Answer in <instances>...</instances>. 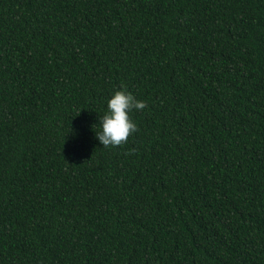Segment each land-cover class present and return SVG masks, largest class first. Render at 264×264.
<instances>
[{
	"label": "trees",
	"instance_id": "16d2710c",
	"mask_svg": "<svg viewBox=\"0 0 264 264\" xmlns=\"http://www.w3.org/2000/svg\"><path fill=\"white\" fill-rule=\"evenodd\" d=\"M0 264H264V0H0Z\"/></svg>",
	"mask_w": 264,
	"mask_h": 264
},
{
	"label": "clouds",
	"instance_id": "9594fccd",
	"mask_svg": "<svg viewBox=\"0 0 264 264\" xmlns=\"http://www.w3.org/2000/svg\"><path fill=\"white\" fill-rule=\"evenodd\" d=\"M145 101L138 99L131 91L121 87L107 99V108L99 116V131L95 138L104 146H120L127 143L131 134L137 130V123L132 119L134 110H142Z\"/></svg>",
	"mask_w": 264,
	"mask_h": 264
}]
</instances>
